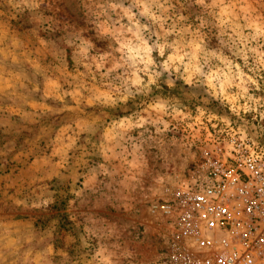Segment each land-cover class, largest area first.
I'll return each instance as SVG.
<instances>
[{
  "label": "rangeland",
  "instance_id": "1",
  "mask_svg": "<svg viewBox=\"0 0 264 264\" xmlns=\"http://www.w3.org/2000/svg\"><path fill=\"white\" fill-rule=\"evenodd\" d=\"M257 143L264 0H0V223L42 264H155L161 208Z\"/></svg>",
  "mask_w": 264,
  "mask_h": 264
},
{
  "label": "built area",
  "instance_id": "2",
  "mask_svg": "<svg viewBox=\"0 0 264 264\" xmlns=\"http://www.w3.org/2000/svg\"><path fill=\"white\" fill-rule=\"evenodd\" d=\"M161 209L171 243L155 264H264V143L199 169Z\"/></svg>",
  "mask_w": 264,
  "mask_h": 264
},
{
  "label": "crops",
  "instance_id": "3",
  "mask_svg": "<svg viewBox=\"0 0 264 264\" xmlns=\"http://www.w3.org/2000/svg\"><path fill=\"white\" fill-rule=\"evenodd\" d=\"M9 215H14L10 218V224L7 223V225L2 226L1 224V228H0V240L2 241L4 247H2L1 251L4 253H6L7 255L10 254V256L13 258L11 259L15 264H19V258H18V254H16L17 252L21 251V249H23L22 247L25 246L27 248V244L28 245H32L30 243L31 240L27 237V233L25 228H23V231H21L20 229H18V227L20 225H26V220L24 219L25 217H23V214H9ZM31 219L32 217L29 216V221L31 223ZM26 221V222H25ZM32 226V225H31ZM10 228L9 230L7 228ZM32 235V234H30ZM24 239V243L22 244V240ZM32 248L29 247V250H31ZM28 250V248L26 249ZM28 250V251H29ZM6 251V252H5ZM32 251V252H31ZM30 251V253L27 254L26 257H28L29 255L32 256V258H30V261L32 263L30 264H42V254L41 251L33 248ZM6 255V257H7Z\"/></svg>",
  "mask_w": 264,
  "mask_h": 264
}]
</instances>
